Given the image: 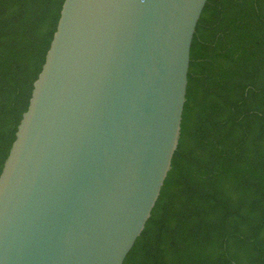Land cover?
Returning <instances> with one entry per match:
<instances>
[{"label":"water","instance_id":"95a60500","mask_svg":"<svg viewBox=\"0 0 264 264\" xmlns=\"http://www.w3.org/2000/svg\"><path fill=\"white\" fill-rule=\"evenodd\" d=\"M212 0H64L0 165V264H124L182 131Z\"/></svg>","mask_w":264,"mask_h":264},{"label":"trees","instance_id":"16d2710c","mask_svg":"<svg viewBox=\"0 0 264 264\" xmlns=\"http://www.w3.org/2000/svg\"><path fill=\"white\" fill-rule=\"evenodd\" d=\"M64 0H0V165ZM182 131L124 264H264V0H212L193 47Z\"/></svg>","mask_w":264,"mask_h":264}]
</instances>
